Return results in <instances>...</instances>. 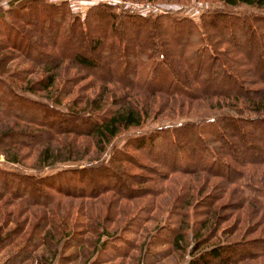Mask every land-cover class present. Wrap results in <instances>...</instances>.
I'll list each match as a JSON object with an SVG mask.
<instances>
[{"label": "trees", "instance_id": "obj_1", "mask_svg": "<svg viewBox=\"0 0 264 264\" xmlns=\"http://www.w3.org/2000/svg\"><path fill=\"white\" fill-rule=\"evenodd\" d=\"M217 1L224 6L205 10L197 21L169 11L144 15L125 10L116 12L108 3L91 5L80 18L68 9L65 1L39 2L40 36L48 37L54 44L55 51L49 52L30 47L29 43L19 45L16 38L21 40L19 43L27 39L24 31L16 33L12 26H4L8 37L14 35L8 45L22 51V55L33 56L37 63L43 61L41 59L46 60L40 63L45 74L29 81L27 91L46 93L52 90L56 69L64 59L83 67L98 84L117 83L112 94L116 98L117 106L114 108L106 106L108 94L100 90L92 97H86L84 105L88 109L74 104L60 109L53 103L49 102V105L38 98L16 93L2 76L0 68V118L15 117L39 128L36 131L8 129L0 134V151L11 162L18 161L16 150L21 146L44 142L45 146L38 151L43 160L40 168L50 167L56 162L79 157L74 153L73 143L67 147V143H60L62 136L90 137L101 149V142H108L120 130L140 125L147 110L137 99L125 101L126 93L115 95V90L122 86L165 92L170 97L177 94L189 100L215 99L214 107L226 110L219 109L199 121L162 125L126 140L129 145L145 151L151 162L165 170L142 165L127 153L126 147H121L114 148L106 162L60 167L38 176L20 169L0 168L2 190L13 198H19L26 206L57 204L52 201L55 194L95 196L106 189L132 198L142 192L141 187H129L121 176L136 183H143L146 179L141 173H129L121 165L126 162L130 167L153 171L158 178L163 172L172 171L204 172L221 177L235 188L243 202L260 212L258 223L263 222L264 185L253 166L258 169L264 164V0ZM239 5L258 11H232ZM29 12L20 11L19 15L26 23H33L35 18H31ZM51 21H55L54 33L49 26ZM49 30L54 38L46 33ZM176 35L181 39H176ZM5 46L0 43V59L6 54L1 52ZM94 53L103 55V62L98 61ZM52 101L60 102L59 97ZM51 141L57 144L50 146L48 143ZM153 144H158L160 151L154 150ZM62 149H66L67 154L57 155V151ZM238 153H242L243 158H239ZM11 182L15 183L13 191L9 189ZM23 184L25 187L20 189L19 185ZM208 200L205 198V202ZM208 211L207 206L204 212L207 214ZM38 219L35 226L39 229L46 226L45 216L40 215ZM206 219H203L201 229ZM55 222L45 232L63 234V230L68 228L67 220ZM216 228L213 226L209 234ZM184 230L177 228L174 242L184 236ZM41 238L43 235L34 242H41ZM117 239L126 238H112ZM196 239L197 242L205 240L201 233L196 235ZM238 241L242 251L236 255L248 253L240 243L242 241ZM49 244L55 245L52 241ZM224 247L214 245L196 258L189 259L187 264H198L197 259L201 256L220 262ZM23 256L14 254L11 259H14L13 263L23 261L28 255Z\"/></svg>", "mask_w": 264, "mask_h": 264}, {"label": "rangeland", "instance_id": "obj_2", "mask_svg": "<svg viewBox=\"0 0 264 264\" xmlns=\"http://www.w3.org/2000/svg\"><path fill=\"white\" fill-rule=\"evenodd\" d=\"M43 1L46 3L65 1L68 9L80 18L91 5L96 3H108L116 12L120 10L132 12L129 5L133 3L137 8V11L133 12L142 15L169 11L175 15L190 17L195 21L199 19L201 13H205V10L224 6L217 0H114L113 2L0 0V43L7 45L1 49L2 53L6 52L0 59L2 76L7 79L16 93L53 103L60 109L69 107V104L88 109V106L84 105L86 97H92L100 90H104L105 95L108 94L106 106L114 108L117 105L114 101L116 98H113L112 94L113 87L117 83L98 84L83 67L77 66L72 60L64 59L56 69L52 90L46 93L27 91L26 85L29 81L36 80L45 74L40 63L46 60L41 59L43 61L37 63L33 60V56L22 55V51H17L11 44L8 45L14 35L8 37L3 27L10 25L16 33L19 30L24 31L28 42L25 40L19 43L21 40L18 38V41L16 38L19 45L29 43L30 47L39 50L42 48L47 52L55 51L54 44L48 40V37L42 38L38 29L40 25L37 16L38 3ZM25 5L29 7L25 8ZM237 7L232 11H258L247 5ZM27 10L30 11L31 18H35L33 23H26L19 15L20 11ZM49 26L54 33L55 21H51ZM46 33L52 34L50 30ZM52 36L54 38V34ZM175 37L181 39L177 35ZM95 57L98 61L104 60L103 55L99 53H96ZM124 77L127 78V75ZM115 91V95L126 93L125 101L133 99H137L138 103L141 101L140 104L147 112L143 115L140 125L120 130L108 142H101V149L95 146L90 137L62 136L64 139L61 141V138L60 143H67L66 147L73 143V148L76 149L74 153L79 157L56 162L50 167L40 168L43 160L38 151L45 146L44 142L38 145L21 146L16 150L18 153L16 162L7 160L0 151V168L13 171L20 169L38 176L51 173L60 167L88 165L103 160L106 162L114 148L126 147L127 153L136 157L142 165H152L163 170V167L149 160L145 151L142 152L133 145H129L126 140L162 125L190 120L199 121L206 116H211L219 109L226 110L214 107L215 99L210 98L189 100L177 94L170 97L165 92L123 86ZM58 97L60 102L54 103L52 99ZM8 129L39 130L38 126L25 124L15 117L0 118V134ZM48 144L53 146L57 143L51 141ZM153 149L160 151L158 144H153ZM57 153L63 156L67 154V151L62 149ZM238 157L243 158L242 153H238ZM121 165L129 173L137 172L145 177L146 181L136 183L120 175L129 187H141L142 192H138L137 196L130 198L118 195L113 189H106L95 196L55 194L52 201L57 204L26 206L19 198H13L0 187V264H187L189 259L196 258L217 244L225 246L220 262L217 259L201 256L202 258L197 259V263L264 264V221L258 223L260 212L257 213L255 207L243 202L239 193L226 180L209 176L204 172L189 174L179 171L165 174L163 172V176L158 178L153 171L130 167V164L126 162ZM258 167L256 169L253 166L257 174L261 175L264 185V164ZM0 176L3 177L1 174ZM14 185L15 183L11 182L9 189L13 191ZM24 187V184L19 185L20 189ZM207 197L209 200L205 202ZM207 206L209 211L206 214L204 211ZM40 215L46 217V226L39 229L35 224ZM62 217L67 220L68 230L64 229L61 235L58 233L50 235L51 232H45L46 228L51 227L52 222L55 224L57 223L55 221H63ZM203 219H206V224L201 229ZM213 226L217 228L209 234ZM177 228L180 231L186 230H184V236L178 237V241L174 242ZM200 233L205 240L197 242L196 235ZM113 234L126 239L112 240L113 237H117L110 238ZM42 235L41 242L35 243L34 240L36 241V238ZM238 240L242 241L240 243H243L248 253L236 255L242 251ZM49 241L54 242L55 245H50ZM14 254L28 256L23 261L13 263L14 259L12 260L11 257ZM9 259L12 261L9 262Z\"/></svg>", "mask_w": 264, "mask_h": 264}, {"label": "built area", "instance_id": "obj_3", "mask_svg": "<svg viewBox=\"0 0 264 264\" xmlns=\"http://www.w3.org/2000/svg\"><path fill=\"white\" fill-rule=\"evenodd\" d=\"M105 1H106V2H113L114 0H105ZM129 8L132 9L133 11H137L136 5L133 4V3H131V4L129 5ZM130 9H129V10H130Z\"/></svg>", "mask_w": 264, "mask_h": 264}]
</instances>
